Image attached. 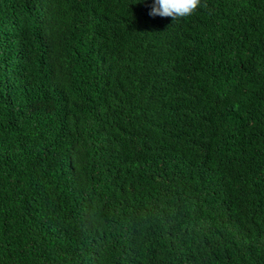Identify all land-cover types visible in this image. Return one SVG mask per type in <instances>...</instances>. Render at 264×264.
Wrapping results in <instances>:
<instances>
[{
  "label": "trees",
  "instance_id": "16d2710c",
  "mask_svg": "<svg viewBox=\"0 0 264 264\" xmlns=\"http://www.w3.org/2000/svg\"><path fill=\"white\" fill-rule=\"evenodd\" d=\"M202 4L0 0V264H264V0Z\"/></svg>",
  "mask_w": 264,
  "mask_h": 264
},
{
  "label": "clouds",
  "instance_id": "9594fccd",
  "mask_svg": "<svg viewBox=\"0 0 264 264\" xmlns=\"http://www.w3.org/2000/svg\"><path fill=\"white\" fill-rule=\"evenodd\" d=\"M202 0H153L149 15L171 17L173 20L192 15L198 8L204 7Z\"/></svg>",
  "mask_w": 264,
  "mask_h": 264
},
{
  "label": "rangeland",
  "instance_id": "374dc122",
  "mask_svg": "<svg viewBox=\"0 0 264 264\" xmlns=\"http://www.w3.org/2000/svg\"><path fill=\"white\" fill-rule=\"evenodd\" d=\"M236 244L238 245L237 241H236Z\"/></svg>",
  "mask_w": 264,
  "mask_h": 264
}]
</instances>
